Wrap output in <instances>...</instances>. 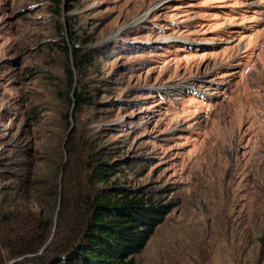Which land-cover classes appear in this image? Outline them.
I'll list each match as a JSON object with an SVG mask.
<instances>
[{
  "label": "rangeland",
  "instance_id": "1",
  "mask_svg": "<svg viewBox=\"0 0 264 264\" xmlns=\"http://www.w3.org/2000/svg\"><path fill=\"white\" fill-rule=\"evenodd\" d=\"M64 1L0 0V148L65 143L69 16L100 55L78 137L170 206L137 264H264V0Z\"/></svg>",
  "mask_w": 264,
  "mask_h": 264
},
{
  "label": "trees",
  "instance_id": "2",
  "mask_svg": "<svg viewBox=\"0 0 264 264\" xmlns=\"http://www.w3.org/2000/svg\"><path fill=\"white\" fill-rule=\"evenodd\" d=\"M70 19L57 26L69 106L65 143L52 152L40 145L42 155L30 142L0 148V264H137L170 210L151 190L124 182L133 160L123 159L121 146L78 137V111L96 102L89 78L100 55ZM260 244L264 254V234Z\"/></svg>",
  "mask_w": 264,
  "mask_h": 264
},
{
  "label": "water",
  "instance_id": "3",
  "mask_svg": "<svg viewBox=\"0 0 264 264\" xmlns=\"http://www.w3.org/2000/svg\"><path fill=\"white\" fill-rule=\"evenodd\" d=\"M13 261H11V263H12Z\"/></svg>",
  "mask_w": 264,
  "mask_h": 264
}]
</instances>
